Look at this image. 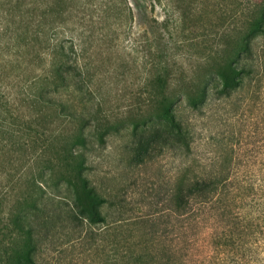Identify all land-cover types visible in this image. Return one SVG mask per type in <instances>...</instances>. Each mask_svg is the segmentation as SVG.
Listing matches in <instances>:
<instances>
[{"label": "trees", "instance_id": "1", "mask_svg": "<svg viewBox=\"0 0 264 264\" xmlns=\"http://www.w3.org/2000/svg\"><path fill=\"white\" fill-rule=\"evenodd\" d=\"M181 1L169 0L174 19L164 21L166 30L170 21L187 20L189 11L182 9ZM12 2L0 0V152L20 150L33 159L38 152L54 150L47 131L53 121L40 125L52 111L75 127L54 156L37 167L36 194L18 199L7 215L0 210V232L10 231L0 245V264H36L39 251L60 228L86 231V239L96 244L93 227L99 225L104 228L101 240L116 251L108 255L116 260L113 264L197 263L199 238L192 239L189 231L178 248L162 243L151 226L142 233L132 229L123 234L108 222L107 200L88 172L91 153L105 144L110 131L101 130L98 112L83 98L89 91L80 40L64 27L66 10L37 13L24 10L21 0ZM123 4L128 6L127 0ZM133 5L137 9L139 3L133 0ZM127 11L132 13L130 7ZM230 12L220 10L218 20L222 26L229 20L231 28L227 26L217 55L205 61L196 76L174 86L172 73L156 69L147 113L130 122L128 147L135 165L168 150L191 154L194 136L182 116L183 106L202 116L209 104L229 101L238 93L250 91L259 97L264 74L257 45L264 36V0H234ZM74 94L81 95L79 104L70 98ZM235 163L232 156L217 155L195 175L186 169L171 190L172 214L183 219L186 230L211 222L210 256L198 264H264V210L256 217L244 211L251 188L239 180Z\"/></svg>", "mask_w": 264, "mask_h": 264}, {"label": "rangeland", "instance_id": "2", "mask_svg": "<svg viewBox=\"0 0 264 264\" xmlns=\"http://www.w3.org/2000/svg\"><path fill=\"white\" fill-rule=\"evenodd\" d=\"M135 1L139 3L137 9L133 0H127L128 6L123 0H21L26 3L24 10L37 13L50 8L66 10L64 27L80 40L81 64L89 91L83 98L98 112L101 130L110 131L105 144L96 146L91 153L88 172L93 185L107 200L108 222L123 234L133 230L142 233L151 226L162 243H172L178 248L189 231L192 239L199 238L194 258L198 261H193L198 264L206 254L210 256L207 243L212 233L211 222L194 224L186 230L183 219L172 214L171 190L186 169L195 175L215 156L226 154L235 159L239 180L251 188L244 211L253 217L261 214L264 210V79L259 97L251 96L250 91L238 93L229 101L209 104L202 116L183 106L182 116L194 136L191 154L168 150L135 165L128 147L130 122L140 120L147 113L156 69L166 68L172 73L174 86L182 83L180 79L186 82L184 78L196 76L203 63L215 57L223 46V35L228 31L227 26H231L229 20L222 26L217 17L222 8L229 15L234 0H182V9L189 11L187 20L181 24L170 21L168 30L164 21L174 17L169 0ZM127 7L132 13H128ZM257 47L262 63L260 71L264 74V36L258 40ZM79 97V94L70 95L74 104L80 103ZM41 112L46 111L42 108ZM47 114L48 118L42 119L40 125L46 127L53 121L47 131L54 150L38 152L33 159L20 150L0 152V210L4 215L10 213L18 199L36 194L37 167L53 157L55 149L65 142V136L74 130L75 126L65 117H57L53 111ZM103 229L100 225L93 227L99 238L94 244L86 239V231L74 233L69 228H60L39 251L36 264H106L107 261L113 264L116 260L108 255L116 251H109L101 240L99 234ZM9 236L7 228L0 232V245Z\"/></svg>", "mask_w": 264, "mask_h": 264}]
</instances>
